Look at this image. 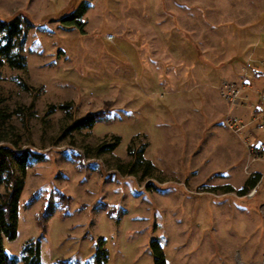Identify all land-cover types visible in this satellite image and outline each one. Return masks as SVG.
Returning <instances> with one entry per match:
<instances>
[{"label":"rangeland","instance_id":"1","mask_svg":"<svg viewBox=\"0 0 264 264\" xmlns=\"http://www.w3.org/2000/svg\"><path fill=\"white\" fill-rule=\"evenodd\" d=\"M83 1L81 32L62 18ZM17 15L30 21L27 67H0V145L43 159L5 240L17 264L30 240L43 264H96L100 239L106 264H155L153 240L167 264H264V198L239 194L264 172L246 145L264 143V0H0V18ZM245 74L232 106L222 82ZM65 102L74 118L107 117L64 131L72 116L51 106ZM129 146L145 149L153 177L118 171Z\"/></svg>","mask_w":264,"mask_h":264},{"label":"trees","instance_id":"2","mask_svg":"<svg viewBox=\"0 0 264 264\" xmlns=\"http://www.w3.org/2000/svg\"><path fill=\"white\" fill-rule=\"evenodd\" d=\"M89 9V4L83 1L70 14L62 18V22L67 26H75L81 32H84V23L82 18ZM29 19L23 15H17L11 19L0 18V67L8 65L11 68L25 69L27 59L21 53V48L26 43L27 28ZM23 86L31 90L32 88L25 83ZM72 102H65L59 105H52L67 112L72 116V121L67 124L64 131H81L86 128H93L99 120L107 117L108 111L100 110L88 112L87 114L74 118L72 115ZM2 131L0 129V141L2 140ZM121 141L120 136H114L113 140L102 141L98 146V153L113 152ZM132 149V150H131ZM145 149L136 151L129 146L128 152L132 155V161L128 163H119L118 171L125 175L138 176L142 178L153 177L155 166L150 160L144 158ZM37 158H33V157ZM38 154H30L27 151L16 153L10 146L0 145V264H17V258L10 256L6 252L5 240H14L18 235L19 225V205L20 197L24 188V178L27 168L35 161L39 162L42 157ZM19 165L21 175L18 177L14 171L13 161ZM7 174L6 190L1 191L2 175ZM260 178V173L250 176L243 188L239 191L240 196L245 195L250 189L256 186ZM151 248L154 255L155 264H167L163 248L158 240L151 242ZM109 259V252L104 247V239H100L99 246L95 254L96 264H106ZM24 264H43L41 262V243L40 241H28L23 248Z\"/></svg>","mask_w":264,"mask_h":264},{"label":"built area","instance_id":"3","mask_svg":"<svg viewBox=\"0 0 264 264\" xmlns=\"http://www.w3.org/2000/svg\"><path fill=\"white\" fill-rule=\"evenodd\" d=\"M112 36L113 35H110L109 39H111ZM249 76L250 75H248V74L243 75L242 81L240 84H238L234 81H230V80H224L222 82V88L225 91V93L227 94V96H229V100H230L232 106L239 103L240 98H241L242 87H243V85H245V83L249 79L248 78ZM226 123L236 133L241 131V129L243 128L241 121L240 120L238 121V119L235 117H231V118L226 119ZM246 145L249 148L250 155H253L254 160H256V159L264 160V143L252 144L250 142V143H246ZM242 196L243 197H250L254 201H257L259 199V197H261V196L264 198V172L260 173V178H259L256 186L253 187L252 189H250L247 194L242 195Z\"/></svg>","mask_w":264,"mask_h":264},{"label":"crops","instance_id":"4","mask_svg":"<svg viewBox=\"0 0 264 264\" xmlns=\"http://www.w3.org/2000/svg\"><path fill=\"white\" fill-rule=\"evenodd\" d=\"M256 143V142H255Z\"/></svg>","mask_w":264,"mask_h":264}]
</instances>
